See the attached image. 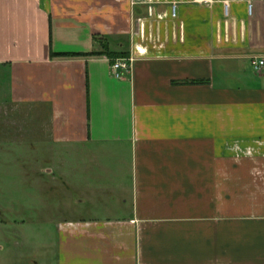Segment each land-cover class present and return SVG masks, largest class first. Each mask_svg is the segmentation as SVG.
I'll list each match as a JSON object with an SVG mask.
<instances>
[{
    "label": "crops",
    "instance_id": "0c3cea01",
    "mask_svg": "<svg viewBox=\"0 0 264 264\" xmlns=\"http://www.w3.org/2000/svg\"><path fill=\"white\" fill-rule=\"evenodd\" d=\"M260 59L264 0H0V201L64 177L55 242L0 210V264H264Z\"/></svg>",
    "mask_w": 264,
    "mask_h": 264
},
{
    "label": "rangeland",
    "instance_id": "374dc122",
    "mask_svg": "<svg viewBox=\"0 0 264 264\" xmlns=\"http://www.w3.org/2000/svg\"><path fill=\"white\" fill-rule=\"evenodd\" d=\"M102 163L106 164L107 166L105 168L107 170L105 175L107 176V180H110L109 177H111L113 180H117V175L120 176L121 179H127L125 176H123V174H121V169H123V172L125 170L121 165L120 158H117L111 154H103ZM36 170H34L36 171V186H33V184L25 185L23 180L18 178L15 180L14 185H12L13 182L11 183L13 180H1L6 182L5 190L11 188V191L15 193L13 196H24V193L29 191L35 196V199L31 200V202L0 201V210H2L6 218L11 221L14 219H27V225L21 227L22 229L20 228L22 231L21 235L24 237V240L30 241L31 243L36 242L47 244L50 242H55L57 237L56 223L60 219L61 214L59 211V206L61 203L60 182L61 180H64V177L61 176V172L55 168L54 164L50 163L48 158L38 160ZM49 170H51V172H49ZM93 171L94 168L91 166V168L86 170V172L83 171V173H85V176L83 177L87 178L88 180H93V178L98 176V172L94 173ZM76 174L77 173L74 172L73 175L75 176ZM7 182H9V184ZM41 183L43 185H40ZM50 185L54 186L51 191L48 190V188L45 189V187H50ZM42 187L44 188L40 190ZM69 189L70 192L74 194L72 188ZM24 190L27 191L24 192ZM13 214L14 216L12 217ZM16 230L18 229L16 228ZM11 232L0 234V244L6 247V251L9 254L11 252V248H8L7 242L12 239L13 233ZM51 252L52 249L47 248L46 252H44V250L42 251L41 256H44V254L47 253V259H49L50 256L48 253Z\"/></svg>",
    "mask_w": 264,
    "mask_h": 264
},
{
    "label": "built area",
    "instance_id": "2783aa9c",
    "mask_svg": "<svg viewBox=\"0 0 264 264\" xmlns=\"http://www.w3.org/2000/svg\"><path fill=\"white\" fill-rule=\"evenodd\" d=\"M201 1H206V0H201ZM228 6H226L227 8ZM248 9L249 12H252V4L249 3L248 4ZM150 13L152 14V8H150ZM171 15L172 17H176L177 15V5L174 3L171 6ZM132 58H120L117 59L112 65H111V69L113 72V75L115 77H122V75L126 72H129L132 68ZM264 67V59H260V60H256L254 62V70L256 72H261L262 68Z\"/></svg>",
    "mask_w": 264,
    "mask_h": 264
},
{
    "label": "trees",
    "instance_id": "16d2710c",
    "mask_svg": "<svg viewBox=\"0 0 264 264\" xmlns=\"http://www.w3.org/2000/svg\"><path fill=\"white\" fill-rule=\"evenodd\" d=\"M96 40H97V38H96ZM105 51L112 57V59L121 58V57L123 58L126 56L125 53L110 52L109 50L107 51V49ZM95 54H97V53H95Z\"/></svg>",
    "mask_w": 264,
    "mask_h": 264
}]
</instances>
